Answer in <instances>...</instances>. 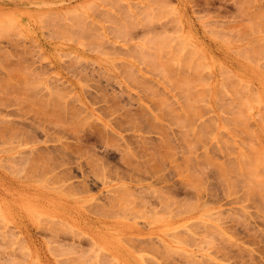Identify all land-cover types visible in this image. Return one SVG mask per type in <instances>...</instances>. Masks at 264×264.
Wrapping results in <instances>:
<instances>
[{"label": "rangeland", "instance_id": "1", "mask_svg": "<svg viewBox=\"0 0 264 264\" xmlns=\"http://www.w3.org/2000/svg\"><path fill=\"white\" fill-rule=\"evenodd\" d=\"M0 264H264V0H0Z\"/></svg>", "mask_w": 264, "mask_h": 264}]
</instances>
